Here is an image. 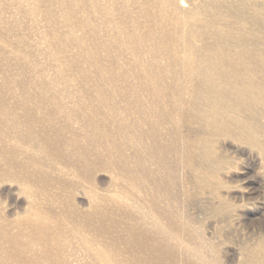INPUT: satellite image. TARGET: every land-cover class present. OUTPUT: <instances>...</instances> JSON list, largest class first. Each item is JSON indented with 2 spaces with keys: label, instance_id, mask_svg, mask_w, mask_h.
I'll use <instances>...</instances> for the list:
<instances>
[{
  "label": "bare ground",
  "instance_id": "1",
  "mask_svg": "<svg viewBox=\"0 0 264 264\" xmlns=\"http://www.w3.org/2000/svg\"><path fill=\"white\" fill-rule=\"evenodd\" d=\"M90 2L84 63L98 77L65 51L85 41L56 33L53 77L35 63L29 76L2 70L0 186L14 209L0 199V264H219L169 248L170 236L192 235L169 215V153L171 169L182 164L217 198L232 167L218 137L264 163V0ZM246 253L245 264L263 263L264 239Z\"/></svg>",
  "mask_w": 264,
  "mask_h": 264
},
{
  "label": "rangeland",
  "instance_id": "2",
  "mask_svg": "<svg viewBox=\"0 0 264 264\" xmlns=\"http://www.w3.org/2000/svg\"><path fill=\"white\" fill-rule=\"evenodd\" d=\"M90 3V0H34V3L33 0H0V99L11 97L3 91L2 70L5 66L23 67L29 76L33 75L32 64L35 63V70H43L45 75L53 77L50 65L59 62V58L49 55L53 33L84 40L83 49L68 42L65 51L86 68L90 77L99 76L95 65L84 63L88 57L90 17L97 18L96 13L92 14ZM49 11L52 13L48 15ZM16 50H19L17 57ZM159 84L164 87L177 85L169 80ZM183 96L185 100L188 98L185 93ZM172 102L169 97V104ZM171 125L169 122V128ZM181 130L189 136L196 134L186 126ZM215 149L232 163L230 174L223 177L230 190L228 193L219 190L220 198L202 184H197L182 164L171 169L178 152L169 153V215L174 213L179 224L185 220L182 224L192 232V235L182 232L181 237L170 236L169 248L173 254L186 260L207 257L217 259L219 264H245L246 249L264 239V163L253 148L232 138L218 137ZM157 168L154 162L152 169ZM100 178L104 180L101 187L107 185L109 175L97 176ZM96 185L100 186V183ZM9 188L8 183L1 184L0 199L4 206L14 209ZM224 201L230 206L220 214L215 208L224 206ZM211 242L216 246L215 252L206 250ZM190 244L195 245L194 248L186 250L185 246ZM2 246L0 243V248Z\"/></svg>",
  "mask_w": 264,
  "mask_h": 264
}]
</instances>
